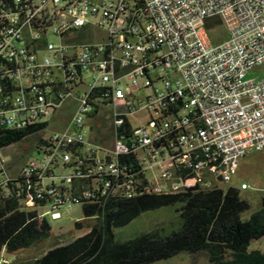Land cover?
I'll return each instance as SVG.
<instances>
[{"label":"built area","instance_id":"obj_1","mask_svg":"<svg viewBox=\"0 0 264 264\" xmlns=\"http://www.w3.org/2000/svg\"><path fill=\"white\" fill-rule=\"evenodd\" d=\"M263 63L264 0H0V129L36 136L0 185L38 219L219 186L264 148Z\"/></svg>","mask_w":264,"mask_h":264},{"label":"trees","instance_id":"obj_2","mask_svg":"<svg viewBox=\"0 0 264 264\" xmlns=\"http://www.w3.org/2000/svg\"><path fill=\"white\" fill-rule=\"evenodd\" d=\"M24 129H0V146L24 137ZM176 204L179 218L170 229L152 227L125 238H116L114 229L140 212ZM82 224L74 220L80 234L63 242H53L25 264H146L178 252L205 254L203 264H264V250L247 249L251 238L264 234V197L246 217L249 204L233 185L189 189L168 194L143 193L130 198H112L103 204L82 203ZM50 235L44 217L34 209L20 206L14 185H0V248L5 252L35 245Z\"/></svg>","mask_w":264,"mask_h":264},{"label":"rangeland","instance_id":"obj_3","mask_svg":"<svg viewBox=\"0 0 264 264\" xmlns=\"http://www.w3.org/2000/svg\"><path fill=\"white\" fill-rule=\"evenodd\" d=\"M215 34L219 41L225 37V31L221 25L215 27ZM210 36V35H209ZM264 74V63L247 71L246 76L258 77ZM36 139L35 135L26 136L19 141L12 142L3 147L2 152L6 158L7 169L12 174L17 167L27 159L31 154H35L32 150V144ZM244 182L247 186L240 188L239 184ZM233 185L238 189L240 198L247 200L249 207L241 213L242 217L257 208L261 197H264V148L260 150H249L238 159L235 172L228 181L220 182L219 186ZM176 204L162 205L157 208L148 209L140 212L126 224L114 229L116 238H125L138 231L146 230L152 227H161L165 230L177 226L179 218L175 211ZM40 207L38 210H42ZM44 218L49 224L50 235L43 241L31 245L15 252H5L0 249V257L9 261L7 264H25L33 257L40 254L53 242L66 241L85 230L83 226L76 228L73 224L74 220H81L82 224L91 222L92 217L83 218L79 204L73 203L69 208L61 207L59 216L50 217L48 214ZM257 248L264 250V234L251 238L248 242L247 249ZM205 254L202 251L194 253L178 252L164 259L155 260L146 264H203ZM2 264V263H0Z\"/></svg>","mask_w":264,"mask_h":264},{"label":"bare ground","instance_id":"obj_4","mask_svg":"<svg viewBox=\"0 0 264 264\" xmlns=\"http://www.w3.org/2000/svg\"><path fill=\"white\" fill-rule=\"evenodd\" d=\"M216 178H217V171L216 170L207 171V179H216Z\"/></svg>","mask_w":264,"mask_h":264},{"label":"crops","instance_id":"obj_5","mask_svg":"<svg viewBox=\"0 0 264 264\" xmlns=\"http://www.w3.org/2000/svg\"><path fill=\"white\" fill-rule=\"evenodd\" d=\"M0 249H3V248H0ZM9 262V261H8Z\"/></svg>","mask_w":264,"mask_h":264}]
</instances>
